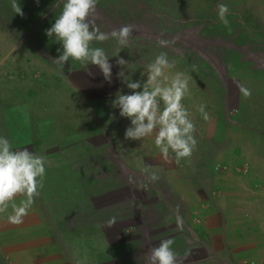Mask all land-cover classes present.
<instances>
[{
    "label": "crops",
    "instance_id": "1",
    "mask_svg": "<svg viewBox=\"0 0 264 264\" xmlns=\"http://www.w3.org/2000/svg\"><path fill=\"white\" fill-rule=\"evenodd\" d=\"M131 47L119 53L129 61L123 71L146 81L151 61L141 62ZM116 50L106 52L111 83L97 66L80 63L66 75L16 74L9 88L0 85V136L47 160L41 195L23 223L7 221L11 208L0 214V264H114L144 238L147 223L155 246L174 239L185 264H264V75L232 67L220 75L172 60L169 75L192 77L182 103L198 141L191 158L177 164L173 153L163 158L155 134L124 139L130 120L112 101L118 90H131L117 78ZM205 81L214 83V94ZM238 85L251 89V98ZM201 103L207 121L197 110ZM145 166L158 181L148 180Z\"/></svg>",
    "mask_w": 264,
    "mask_h": 264
},
{
    "label": "rangeland",
    "instance_id": "2",
    "mask_svg": "<svg viewBox=\"0 0 264 264\" xmlns=\"http://www.w3.org/2000/svg\"><path fill=\"white\" fill-rule=\"evenodd\" d=\"M17 2L23 17L15 14L11 0H0V85L9 88V79L16 74L66 75L70 68L79 65L80 62L71 59L63 67L55 64L52 59L62 53V44L46 35V29L61 14L65 0H39L38 4L36 0ZM220 3L230 10L227 26L217 15ZM96 24L101 31L109 33L121 26L133 25L129 45L141 62L148 63L166 52L170 61L176 57L191 60L220 75L229 67L264 75V0H99ZM159 38L175 42L161 47L157 43ZM93 47L107 52L118 45L115 39H109L94 43ZM80 74L69 72L73 79L83 78ZM205 85L210 86L211 94L215 93L212 81H205ZM197 86L199 90L204 88ZM228 88L233 96V87ZM155 242L147 223L139 244L119 255L118 262L113 263L149 264L150 249L155 247ZM185 262V256H178V263Z\"/></svg>",
    "mask_w": 264,
    "mask_h": 264
},
{
    "label": "clouds",
    "instance_id": "3",
    "mask_svg": "<svg viewBox=\"0 0 264 264\" xmlns=\"http://www.w3.org/2000/svg\"><path fill=\"white\" fill-rule=\"evenodd\" d=\"M98 3L99 0H65L61 14L46 29L49 38L55 37L62 44V53L58 58H53V62L63 67L71 59L82 65L97 66L104 80L111 83L113 65L109 62L110 58L103 48L93 47V44L115 39L118 47L114 57H117L116 64L121 68L117 78L122 79L131 90L130 94L118 90L112 101V107L119 109V115L130 120L124 139L143 141L155 134V146L165 160L170 153L174 154L177 164L191 158L198 143L195 138L196 126L182 101L191 95L189 82L192 77L181 71L169 75L168 70L173 69L176 62L170 61L166 52L159 53L147 65L146 81H133L132 77L126 76L123 68L129 61L120 57L119 53L129 45L134 26L124 25L110 33L101 31L96 24ZM11 7L15 14L23 17L22 7L17 0H11ZM229 13L226 4L217 5L218 18L225 26L229 24ZM174 42L164 38L157 41L161 47ZM57 51L60 52L59 49ZM238 88L245 99L251 98V89L243 85H238ZM197 110L205 121L210 119L205 104L201 103ZM46 166L47 160L43 155H37L29 147L13 149L11 141L0 136V214L7 213L11 208V213L7 215L10 224H22L36 199L40 197ZM142 172L150 182L159 180V175L150 172L148 166ZM17 197H23L18 204L15 202ZM176 212L177 223L182 226L178 209ZM115 222V218L111 219L108 227L114 226ZM174 243V239L168 238L152 247L149 264H178L177 253L172 247ZM77 264L82 262L78 261Z\"/></svg>",
    "mask_w": 264,
    "mask_h": 264
}]
</instances>
